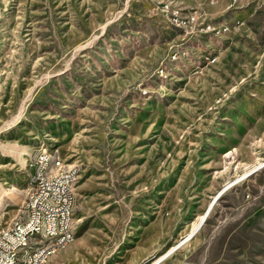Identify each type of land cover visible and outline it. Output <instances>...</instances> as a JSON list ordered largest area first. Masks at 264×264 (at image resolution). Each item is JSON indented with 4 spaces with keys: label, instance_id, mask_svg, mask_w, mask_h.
Here are the masks:
<instances>
[{
    "label": "rangeland",
    "instance_id": "374dc122",
    "mask_svg": "<svg viewBox=\"0 0 264 264\" xmlns=\"http://www.w3.org/2000/svg\"><path fill=\"white\" fill-rule=\"evenodd\" d=\"M42 147L80 173L63 264H264V0H0V227Z\"/></svg>",
    "mask_w": 264,
    "mask_h": 264
},
{
    "label": "built area",
    "instance_id": "2783aa9c",
    "mask_svg": "<svg viewBox=\"0 0 264 264\" xmlns=\"http://www.w3.org/2000/svg\"><path fill=\"white\" fill-rule=\"evenodd\" d=\"M48 149L42 147L30 164L35 170L30 171L29 184H38V191L32 193L33 201L26 202V217L16 220L14 232H5L0 227V264H13L16 257H23V264H49L45 263L46 253L60 250L67 240L73 239L70 231H75V194L62 192V198H55V191L61 178H69V185L76 186L80 173L63 161L59 151L57 164H63V171H57V177H50V170L45 169ZM34 240H41V248L36 249L33 263H25V255Z\"/></svg>",
    "mask_w": 264,
    "mask_h": 264
},
{
    "label": "crops",
    "instance_id": "0c3cea01",
    "mask_svg": "<svg viewBox=\"0 0 264 264\" xmlns=\"http://www.w3.org/2000/svg\"><path fill=\"white\" fill-rule=\"evenodd\" d=\"M148 1V0H147ZM155 1V0H151ZM151 4V3H149ZM225 3L219 5H207L204 7V11L206 13L210 14H218L220 11H225L226 9ZM245 121L241 120H236V126L234 128H231L230 131L228 132V135H222L218 137V143L219 145L216 146L214 145L212 148L214 149H219V152L215 153H203L201 155H197L196 158L191 157L192 159L189 160V162L186 164L185 168L183 169L182 173V183H184L186 180H188V177L191 173V170H194L196 173V176L194 178V183L193 184H198L199 182L203 180H208V182L214 183L217 182L220 179V172H223L224 169L218 170V168L221 166L223 163L221 160L222 158L221 155L223 154L222 151L227 150L229 147L233 150V152H236L237 154L242 152V149H244L243 145L246 143L247 137L246 134H243L242 136L238 135L237 128L244 129L245 127ZM229 150V151H231ZM232 152V153H233ZM225 162V161H224ZM217 169V170H216ZM225 179V184L230 181ZM198 181V182H197ZM192 184V183H191ZM230 188V187H229ZM220 190V189H219ZM218 190V191H219ZM217 193V192H216ZM217 202V201H216ZM215 205V204H214ZM206 208V207H205ZM70 249H62L58 251L57 254L51 257L50 262L53 263H65L64 255L69 252ZM71 251V250H70Z\"/></svg>",
    "mask_w": 264,
    "mask_h": 264
},
{
    "label": "bare ground",
    "instance_id": "6f19581e",
    "mask_svg": "<svg viewBox=\"0 0 264 264\" xmlns=\"http://www.w3.org/2000/svg\"><path fill=\"white\" fill-rule=\"evenodd\" d=\"M58 153H59L58 149H48V155L45 156V169L50 170V177H57V171H63V164H57ZM55 167H56V170H54ZM260 167L261 165H259L257 168H260ZM73 171H79V170L75 166H73ZM37 191H38V184H30V192H29V197H28L27 202L33 201L32 193H37ZM62 192H63V195H74L75 194V185H69V178H61V181L58 182V191H55V198H62ZM212 208L213 206L212 207L210 206L207 211L203 212L197 218L190 232L188 233L186 239L193 237L201 229V227L205 224L206 219L208 218ZM15 224H16V221L14 222L12 226L3 227V230H5V232H14ZM75 237H76V227H75V231H70V238H73V239L67 240L65 242V246L69 245L72 241H74ZM182 243L183 242H180L179 244L174 245L166 254L159 257L152 264L160 263L170 253L176 250ZM40 248H41V240H34L32 242V248H29L28 254L25 255V263H33L36 260V249H40ZM57 251L58 250L47 252L45 256V263L50 264L51 257L54 256L57 253ZM13 264H23V257L14 258Z\"/></svg>",
    "mask_w": 264,
    "mask_h": 264
},
{
    "label": "water",
    "instance_id": "95a60500",
    "mask_svg": "<svg viewBox=\"0 0 264 264\" xmlns=\"http://www.w3.org/2000/svg\"><path fill=\"white\" fill-rule=\"evenodd\" d=\"M229 185H231V184H229ZM228 187H230V186H228ZM226 188H227V187H225V188L222 190V192H223ZM219 196H220V193H219V195L213 200V202H212V204H211V207L214 206V204H215L216 201L218 200Z\"/></svg>",
    "mask_w": 264,
    "mask_h": 264
}]
</instances>
